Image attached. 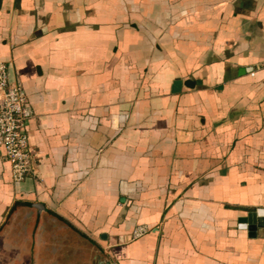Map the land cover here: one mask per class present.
<instances>
[{"label": "crops", "instance_id": "1", "mask_svg": "<svg viewBox=\"0 0 264 264\" xmlns=\"http://www.w3.org/2000/svg\"><path fill=\"white\" fill-rule=\"evenodd\" d=\"M0 62L39 159L0 146V264H264V0H0Z\"/></svg>", "mask_w": 264, "mask_h": 264}, {"label": "built area", "instance_id": "2", "mask_svg": "<svg viewBox=\"0 0 264 264\" xmlns=\"http://www.w3.org/2000/svg\"><path fill=\"white\" fill-rule=\"evenodd\" d=\"M34 111L27 103L24 89L9 79L5 62H0V146L5 149L6 159L12 168L15 181L27 176L37 177L38 154L32 150L28 126ZM151 231L147 225H138L131 233L136 240ZM264 246V226L261 230Z\"/></svg>", "mask_w": 264, "mask_h": 264}, {"label": "water", "instance_id": "3", "mask_svg": "<svg viewBox=\"0 0 264 264\" xmlns=\"http://www.w3.org/2000/svg\"><path fill=\"white\" fill-rule=\"evenodd\" d=\"M181 89V80H177L174 83L173 86V91L178 92ZM264 212L263 210L261 211H256V212H251L247 218H243L244 221H248L250 223V230L251 231H257L258 228L262 229L264 226Z\"/></svg>", "mask_w": 264, "mask_h": 264}]
</instances>
